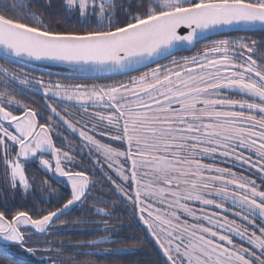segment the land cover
Segmentation results:
<instances>
[{"label":"snow or ice","instance_id":"obj_1","mask_svg":"<svg viewBox=\"0 0 264 264\" xmlns=\"http://www.w3.org/2000/svg\"><path fill=\"white\" fill-rule=\"evenodd\" d=\"M45 6L50 7V0H45ZM63 7L69 16L89 25L95 22L96 27L56 30L53 21L45 23V13L35 10L31 0H0V60L6 62L0 63V161L5 181L9 188L19 185L25 193L37 182L55 191L46 178L26 175L21 159H35L42 171L58 183L66 178L71 186L70 198L39 219L28 212H17L9 219L0 211V238L26 245L30 234L21 227L45 233L54 218L83 203L91 191L85 171L66 167L74 160L71 147L70 151L57 147L50 124L38 123V113L17 99L21 92L35 90L75 101L95 121L90 127L87 120L73 123L49 105L128 185L122 187L108 177L127 201L137 205L140 220L165 257L164 264H264V63L253 58L264 61V51L250 38L220 39L193 56L174 58L166 65L157 62L174 51L194 48L226 26L264 28V0H138L135 5L133 0H63ZM118 9L126 17L120 22ZM44 60L66 62L80 71L123 73L149 62L156 67L112 84L53 88L20 71L30 62ZM97 108L101 110L89 111ZM5 122L14 129L10 131ZM45 154L54 159H44ZM94 163L103 168L100 160ZM223 163L229 166H220ZM237 167L249 175L234 170ZM253 173L260 184L251 178ZM104 203L115 207L113 201ZM94 210L114 218L105 208ZM75 223L110 227L107 220ZM244 241L250 246L245 247ZM111 242L104 235L74 246L82 249ZM26 251L52 249L28 247ZM79 255L92 252L49 257L48 264H64V259L68 264H96L77 259Z\"/></svg>","mask_w":264,"mask_h":264},{"label":"trees","instance_id":"obj_2","mask_svg":"<svg viewBox=\"0 0 264 264\" xmlns=\"http://www.w3.org/2000/svg\"><path fill=\"white\" fill-rule=\"evenodd\" d=\"M32 7L40 11L42 10L45 15V23H48L49 20L53 21L52 27L56 30H67V29H75V30H83L89 27H96L95 22H92L91 25L88 23H81L78 21L76 16H69L63 7V0H50V7L45 6V0H31ZM117 2H121V0H117ZM138 0H133V5L137 3ZM127 7V5H126ZM126 19L123 15L122 10H117L116 12V21L120 22ZM55 21H60V23H55ZM27 23H32L31 21H23ZM250 38L252 40L257 41L259 49L264 51V31H233L228 33H223L219 35H215L209 37L207 40H201L196 44L194 50L190 52H180L174 54L167 59L159 61L158 63L165 65L172 59H180V57H190L195 55L199 50H202L205 45H208L213 40H220L226 38ZM0 63H6L3 60H0ZM14 67V66H12ZM156 67V63L145 67L138 71H143L146 69H150ZM46 70L54 71V72H68L63 68L56 67H46ZM20 71L28 73L29 77H37L43 79L48 83H56V82H89V81H101V80H109L117 77H121L124 75L111 77V78H99V79H90V80H70L63 79L59 77L50 76L44 74L42 72L36 71H27L25 69L20 68ZM135 71V72H138ZM134 73V72H132ZM130 74V73H129ZM127 75V74H125ZM17 99L22 100L24 103L28 104L32 107L37 113V120L40 124H50L53 129L52 137L59 141L60 139L68 141L69 139H74L72 134L67 131L64 127L60 126L57 116L53 114L49 105L55 107L57 112L63 113L61 111V104L54 100L51 97H48L43 94L41 91L35 90H27L23 91L17 95ZM15 115H21L20 110H13ZM60 135H57L55 133ZM35 159L28 160L24 163L29 167L28 175H36L39 177H44L51 184V186L58 191L55 199L50 201H46L41 199L40 197L31 196L29 198H23L21 195L16 196V198L12 199L9 193H6V196H2L0 193V211H3L5 215L11 219L12 215L17 212H28L34 219H39L43 215L47 214L49 210H55L62 206L63 203L66 202L68 198L71 196V190L64 186L62 182H57V178H53L49 176L46 172L42 171L35 163ZM75 171H85L90 177V194H87V199L83 203H78L75 206H72L68 212L64 215L60 216L59 219H56L52 222L60 223V222H69L70 225H73L76 221L80 219H88L90 221L94 220H109L113 224L117 226V234L114 239H112L111 243L101 244L94 247H88L92 249L99 248H121L124 249H133L134 252L127 253H110L109 255H80L79 260H92L95 261L96 264H164L165 259L163 257V253L161 249L151 237L150 232L146 229L143 223L135 222L132 218H134L129 211L124 207V204L118 199L117 194L112 187V183L109 181L108 177L112 176L111 174H105L101 169H99L95 163L89 158H81L78 159V164L73 168ZM8 194V195H7ZM99 198V199H97ZM105 201H113L115 202V207H112L110 203H104ZM91 207L98 206L101 208H105L108 211H112L114 213V218H109L102 215H97L95 211L91 208L89 209H79V207ZM142 224V225H141ZM90 225L93 224H84ZM103 236V232L95 231V230H83V231H70L63 234L55 235L56 241L62 242L64 246L68 245H76L79 241H86L94 238H98ZM71 242V243H70ZM127 245H137L136 247H126ZM75 247V246H74ZM87 252V251H84ZM81 252V253H84ZM0 264H35L30 261L20 259L14 257L7 253L3 248L0 247Z\"/></svg>","mask_w":264,"mask_h":264},{"label":"rangeland","instance_id":"obj_3","mask_svg":"<svg viewBox=\"0 0 264 264\" xmlns=\"http://www.w3.org/2000/svg\"><path fill=\"white\" fill-rule=\"evenodd\" d=\"M226 39L236 40L237 38H226ZM257 47L259 48L258 44H257ZM199 51H201V50H199ZM253 58L257 59L258 63H264V61H260L257 56H254ZM177 60H179V59L177 58ZM237 62L238 63L241 62L239 57H237ZM150 69H152V68H150ZM150 69H148L147 71H149ZM45 83L48 84L50 87H53V88H55V85H57V84L61 85L62 87H65V88H70L71 86L77 85V84H69L67 86V85H64V84H61V83H48V82H45ZM47 96L48 97H52V98H56V99H59V100H62V101L76 103L75 101H69L66 98H62V97H59V96H53L51 94H48ZM9 110L13 111V110H18V109L10 108ZM98 110H101V109H98V108L97 109H89V111H98ZM79 112H80V114H79L80 117H77V115L76 116L73 115V118L75 120H87L89 122V127L91 126L92 122H95V121H91L90 118L86 117L84 115L82 109L79 108ZM4 126L9 128L10 131H12L14 129V125L10 124V122H5ZM101 130H103V129L101 128ZM55 133H57V130H55ZM93 135H96V133H94ZM96 138L97 139H102L103 142H105V143H113L114 146H118V142L111 141L107 137H101L99 135H96ZM52 139L55 142L56 146L60 147V146H58L59 144L57 145V143L60 142V141L55 140L53 137H52ZM60 140H62V139H60ZM61 143H62V145H66L65 142H61ZM74 146H76V145H74ZM83 146H84L86 152L89 154V156L93 160L94 159L100 160L101 164L103 165L102 169L104 170L105 174L107 173V175H108V173L111 172L112 176H110V177H111V179L113 181L116 182V184H120L122 187H125V188L128 187V185L125 184L121 180V178L117 175L115 170L113 168H109L107 166V164L105 163L104 158L102 156H100L94 150H90L86 146V143H84ZM60 148H62L63 151H70V150H66L63 147H60ZM15 150L16 149L14 148L13 151H15ZM90 151H91V155H90ZM70 154L74 157V160L72 161V163L70 165H66V167H69V168H71L73 170V168L78 164V159H76L74 151L70 152ZM43 158L44 159H48L50 161H52L54 159V157L52 155H48V154H45ZM24 161H25L24 159H21L20 162L24 165L26 175H28L29 167H27V165L24 163ZM121 162H123V161H121ZM205 162L206 163H211L212 161L211 160H205ZM35 163L37 165V161H35ZM47 174H49V176H52L53 178H55L51 173H47ZM60 180H61V182H62V184L64 186L68 187L71 190L70 183L67 182L66 178H60ZM112 187L114 188V191H115V193L118 196V199L124 204V207L134 217L132 219L135 222L141 223L142 221L140 220V217H139V213H138V210H137V205H134L133 203L127 201L126 198L117 190V188L115 187V185L113 183H112ZM51 188L54 189L52 186H51ZM7 192L9 193V195H10V197L12 199L16 198V196H18V195H21L23 198H26V199L31 197V196H36V197H38V198L40 197L41 199L46 200V201H50L52 199H55L56 196H57V193H58L57 190L52 191V190H50L48 188H42L41 186H39L38 182H37L36 185H33V187L31 189H29L27 193H25L19 185H17L15 189L9 188L7 186L6 181H5L3 162L0 161V193L4 197V196H6ZM77 204H75V205H77ZM75 205H73V206H75ZM157 206H159V205H157ZM196 206L199 207L198 204ZM89 208H91L93 211H95L94 210L95 209L94 206H91V207H87V206L82 207L81 206V207H79V209H89ZM209 210L210 211H214L215 209H211L210 208ZM54 220H55V218H54ZM94 221H100V220H94ZM190 222H194V221L190 220ZM108 223H109L110 227L107 230H105L103 224H100V223L93 224L92 226L84 225V224L82 225V224H79V223H74L73 225H70L69 222H63V223L60 222V223H57V224L56 223H54V224L52 223V225L47 229V231L45 233H40L37 230H35L33 227H21L20 230L22 232H26V233L30 234V239L28 240V243L26 245L20 246L19 244L8 242V241H5L4 239L0 238V247L3 248L7 253H9L10 255H12L14 257H17V258H20V259H24V260L30 261L32 263H35V264H48V258L49 257H51L53 259L67 258V257L73 256V255H76V253L78 251L79 252H84V251L92 252V254H96V255H109L110 253L134 252L133 249H131V250L130 249H124L122 251L104 253L102 251H95V249L87 248V247H84L82 249H78V248H76V247H74L72 245H68L66 247V246H64V244L62 242L56 241L57 239L55 238V235L63 234V233H66V232H70L71 230L72 231L73 230L74 231H83V230L99 231L100 230L101 232H103V236L104 235H109L110 239L112 240V239L115 238V236L117 234L116 233L117 232L116 231L117 230V226H116V224H113L109 220H108ZM144 227L147 229V227L145 225H144ZM238 239L240 240L239 237H238ZM154 241H155V239H154ZM244 242L247 243V241H244ZM28 247H34V248H37V249H49L50 248V249H52V251H36L34 253H29V252L26 251V248H28ZM56 249H60V252L57 253L55 251ZM79 257H80V255L77 256V259ZM163 257H164V255H163ZM164 259H165V257H164ZM64 264H68V261L66 259H64Z\"/></svg>","mask_w":264,"mask_h":264},{"label":"water","instance_id":"obj_4","mask_svg":"<svg viewBox=\"0 0 264 264\" xmlns=\"http://www.w3.org/2000/svg\"><path fill=\"white\" fill-rule=\"evenodd\" d=\"M185 31H186L185 29H183V28L181 29L182 33ZM233 31H264V28H261L260 26H256L253 28L226 26L223 29L219 30L218 32H216L214 34H210L208 36V38L215 36V35L233 32ZM195 47H196V45H195ZM195 47L194 48L189 47V48H184V49L174 51L172 55L180 53V52H190V51L194 50ZM2 55H3V50L0 49V56H2ZM162 60H164V59H161L159 61H162ZM159 61H157V62H159ZM152 64H154V63L149 62L145 66H137L134 70L123 72V73H119V72H117V73L98 72V71H88V70L80 71V70L73 68L70 64H68L66 62L50 61V60L30 62L27 66H22L21 68L25 69L27 71H32V72L39 71V72H42L44 74L54 76V77L63 78V79L90 80V79H99V78H111V77L129 74V73L141 70L145 67H148ZM46 67L63 68L65 70H67L68 72H66V73L54 72V71L46 70Z\"/></svg>","mask_w":264,"mask_h":264},{"label":"flooded vegetation","instance_id":"obj_5","mask_svg":"<svg viewBox=\"0 0 264 264\" xmlns=\"http://www.w3.org/2000/svg\"><path fill=\"white\" fill-rule=\"evenodd\" d=\"M154 68V67H153ZM148 69L146 70H143V71H138V72H134V73H130V74H127V75H124V76H121V77H117V78H114V79H109V80H101V81H89V82H56V83H61V84H64V85H69V84H77V85H87V86H91V85H95V84H112V83H115V82H118V81H126L128 80L129 77L131 76H137L139 75L141 72H145L147 71ZM65 80V79H64ZM66 81V80H65ZM52 98V97H51ZM54 100H56L57 102H59L62 106H61V111H63V113H60L61 115L67 117L68 119L72 120L73 123L76 122V120L73 118V115H77V117H80V112H79V107L76 103H73V102H67V101H62V100H59V99H56V98H53ZM69 113H71L72 115H69ZM57 120L60 124V126L64 127L67 131H69L71 134H72V137L74 139L72 140H68V141H65V140H59L60 142L57 143L58 146L60 147H63L65 148L66 150H70L69 146L71 147V151H74V154H75V157L76 159H81V158H89L90 160H92L94 162V160L89 156V154L86 152L83 144L86 143L83 141V139L78 135V133H75L73 132L71 129H69L65 124H63L57 117ZM80 125L78 124L77 127H79ZM91 134H94V133H91ZM61 142H65L66 145H62ZM76 146H74V145ZM220 166H229L227 163H223L221 164ZM99 168V167H98ZM101 169V168H99ZM103 172L104 170L101 169ZM234 170L236 171H242L243 174L245 175H249V172L247 170H242L240 169L239 167L235 168ZM108 174H112L111 172L108 173ZM251 178L253 179H256L257 180V183L260 184L261 181L260 179L257 177L256 174H251ZM257 223L259 224L260 221L257 220ZM234 239L236 240L237 243H240L241 241L238 239V237H234ZM244 243V246L245 247H249L250 245L243 242Z\"/></svg>","mask_w":264,"mask_h":264}]
</instances>
